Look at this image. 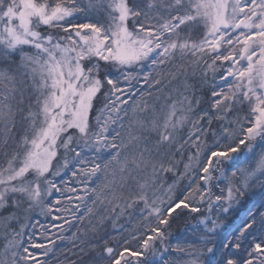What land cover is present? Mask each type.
<instances>
[{"label":"snow or ice","instance_id":"obj_1","mask_svg":"<svg viewBox=\"0 0 264 264\" xmlns=\"http://www.w3.org/2000/svg\"><path fill=\"white\" fill-rule=\"evenodd\" d=\"M0 264H264V0H0Z\"/></svg>","mask_w":264,"mask_h":264},{"label":"trees","instance_id":"obj_2","mask_svg":"<svg viewBox=\"0 0 264 264\" xmlns=\"http://www.w3.org/2000/svg\"><path fill=\"white\" fill-rule=\"evenodd\" d=\"M232 222V217H229V219L227 221H225L226 224H229Z\"/></svg>","mask_w":264,"mask_h":264}]
</instances>
